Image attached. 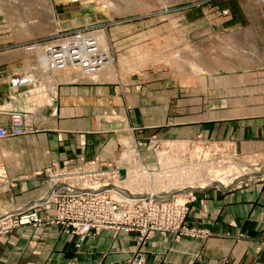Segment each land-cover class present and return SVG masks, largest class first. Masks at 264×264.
<instances>
[{"label":"crops","instance_id":"1","mask_svg":"<svg viewBox=\"0 0 264 264\" xmlns=\"http://www.w3.org/2000/svg\"><path fill=\"white\" fill-rule=\"evenodd\" d=\"M223 9L225 19L209 33L247 29L256 36L258 61L227 60L221 65L233 69L198 74L191 82L153 67L117 80H65L54 105H43L47 100L35 99V85L15 88L9 81L27 63L25 55L4 54L0 125H9L13 110L28 118L26 133L0 140V211L41 199L49 167L79 157H117L120 130L130 127L142 128L135 137L201 134L230 138L243 153H264V0H226ZM252 65L257 69H247ZM195 191L185 224L207 234L155 233L139 246L135 232L101 229L81 240L49 222L53 207L40 211V224L19 227L0 241V264H131L138 252L144 264H264V178L246 188Z\"/></svg>","mask_w":264,"mask_h":264},{"label":"rangeland","instance_id":"2","mask_svg":"<svg viewBox=\"0 0 264 264\" xmlns=\"http://www.w3.org/2000/svg\"><path fill=\"white\" fill-rule=\"evenodd\" d=\"M225 1L0 0V61L7 52L25 55L27 63L22 66L21 70L16 71L9 81L11 82L17 76L27 77L32 72L38 73L36 80L25 82L15 88L35 85L33 90L35 99L41 97V99L47 100L50 97V100L46 102L40 100L43 105H54L58 97V86L65 80H67L66 82H83L96 80L101 76H105L107 80H117L121 76H130L142 69L153 67L168 71L174 76L191 82L198 74L233 69L234 67L221 65L225 64L227 60L246 59V63L256 64L257 55L260 53L256 36L248 32L247 29L244 33L241 32L242 29H239L233 35L209 33L214 22L225 19L226 12L223 9ZM79 34H85L78 37L81 41H90V43H94L95 48L100 49H93L94 51L100 54L105 53L104 57L107 59L102 67H95L93 72L89 73V70L92 69H88L86 65L91 66L90 62H85L84 65L80 61L81 59L71 61L70 57H65L66 64L60 63L59 66L52 67L50 60H53L51 52L54 50L50 51V49L55 45H60L66 55V49L68 50L69 47H80L79 41L76 40V36ZM72 39L75 42H71ZM30 47L31 49H29ZM55 50L59 51L60 48ZM83 52L82 56L88 55V51L84 50ZM247 69H257V66L252 65ZM64 72H67L65 77L62 75ZM40 86L44 89L41 90ZM40 94L41 96H39ZM24 113L28 118V113ZM120 131L121 136L118 140L120 151L117 157L121 155L124 146L128 148L130 144L132 146L135 144L139 149H142L144 156L142 160H135L132 157L123 159L121 164L117 161V157L111 160L104 158L106 160L104 168L107 169L111 165L117 168L121 167L119 168L121 176L116 179H120L121 182L118 181L120 185H127L124 187L130 190L137 191L153 185L155 189L152 190H157V192H162V190L177 192L180 189L187 190L191 184L199 186L202 180L201 183H204L206 188H214L213 184H217L220 186L217 189L230 191L235 188H246L257 178H264V153H243L238 150L235 142L230 138L212 140L201 134L196 137L166 138L157 133L135 137L136 131L142 132L141 127H130ZM152 143L156 144L154 148H160L158 157L164 156L165 161H168L167 157L175 154L176 149H186L185 164L180 163L181 157L183 158L181 152H179L181 157H173L180 168L185 165L184 172L178 167L172 169L173 173L165 172L163 167L162 170L160 166L154 165L157 163L158 157L155 159L154 151H148V147ZM177 143L183 144L185 148H179L180 145ZM136 162H138L137 171ZM172 163L174 162L168 165ZM63 166L64 163L61 166L55 165L44 170L48 187L41 199L47 195L50 189L47 170ZM127 166L136 173L122 168ZM154 167L160 169L156 171L153 178L148 179L150 174L147 172V168ZM182 175L184 178L181 177ZM239 176H243V182H237L230 189L225 190L228 184ZM131 177L134 179H130ZM222 178L230 182L220 184L219 181L224 180ZM13 182L15 181L11 180L9 184ZM190 192H179L181 194L177 195V198L191 200ZM193 192L196 194V191ZM193 201L195 199L190 201L189 206ZM32 203L28 202L12 209H3L0 211V217L6 213L13 214L14 217L21 216L25 208ZM51 208L53 207L39 208L38 213L41 221L38 224L44 221L40 211ZM189 212L184 222H186ZM56 218L55 210L54 217L49 222H57ZM13 223L15 226L0 236V241L19 227L38 225ZM57 223H60L64 233L78 235L81 240L98 231L94 229L89 233L82 234L78 228L72 225L64 222ZM116 232L125 233L117 230ZM81 244V242L76 243L78 247Z\"/></svg>","mask_w":264,"mask_h":264},{"label":"built area","instance_id":"3","mask_svg":"<svg viewBox=\"0 0 264 264\" xmlns=\"http://www.w3.org/2000/svg\"><path fill=\"white\" fill-rule=\"evenodd\" d=\"M82 35L79 34L76 36V40L79 41L78 44H80V47H69L68 50L66 49V55L65 50L61 48L60 45H55L50 49V51L54 50L51 52L53 53V55L51 54L53 60H50L52 67L54 65L59 66L60 63L64 64L65 57H70L71 61L81 59L80 61H82L84 65L85 62H90L91 66L86 65L88 69H92L89 70V73L93 72V68L95 67H102L107 59L104 57L105 53L100 54L94 51L100 50L95 48L94 43H90L88 40V42L81 41L78 37ZM71 42L75 41L72 39ZM82 46H85V48H82ZM56 48H60V50L56 51ZM29 49H31V47ZM84 50L88 51L87 56H82ZM83 58L85 59L83 60ZM37 75L38 73L32 72L27 77L17 76V78L12 79V81L13 84L15 83V86H18L25 82L36 80ZM10 115V125H0V140L19 136L27 132L26 114L22 111L13 110ZM177 144L180 145L178 146L179 148L184 147L181 143ZM154 147H156V144L152 143L149 145L148 151H154L156 159L160 148ZM185 150L186 149H176L174 151L175 154L167 157L168 161L164 160V156H160L157 159V163L154 165L160 166L161 169L163 167L165 172L169 171L173 173V168H180L177 165L178 162L174 160L173 157L180 156L179 152H181L183 158L180 156V163L185 164ZM143 156L142 149H139L135 144L133 146L130 144L128 148L124 146L121 155L117 157V161L121 164L123 159L130 157L135 160H142ZM171 162L174 163L168 165ZM137 163L138 162L135 163L136 171L138 168ZM105 164L106 160L99 156L90 160L79 157L75 161L64 162L62 168L57 167L47 170L50 178V189L44 197L45 200L42 201V198L34 201L30 206L25 208L21 216L14 217L13 214L9 213L2 215L0 217V236L15 226L13 222H20L21 224H38L41 221L38 210L43 206L47 208L54 207L57 212V222H64L68 225H72L78 228V231L82 234L89 233L94 229H112L125 233H130L132 231L137 232L138 234L135 235V239L139 246L143 245L146 240L155 233H173L176 236L204 235L208 233L205 230L202 231L193 227H188L184 222L190 209V201L197 197L196 194H194L195 192H190L191 200H180L177 198L175 190H162V192H157V190H152L153 188L155 189L153 185H151V187H143L137 191L135 189L130 190L120 185V179H116L121 176V174H119V168L121 167L118 166L117 168L111 165L109 168L105 169ZM184 166L180 168L183 172ZM127 167L122 168H125L129 172H133L130 170L129 166ZM160 168H147V172L150 174L148 179L150 177L153 178V175H155L156 171ZM41 173L42 172H38V174ZM181 177L184 178V175ZM242 177L243 176H239L235 178L234 181L228 184L227 189H230V187L237 182H243ZM213 185H215L214 188H220L217 184ZM198 190H201V188ZM144 262L145 257L143 253L138 252V255L131 261V264H144Z\"/></svg>","mask_w":264,"mask_h":264},{"label":"bare ground","instance_id":"4","mask_svg":"<svg viewBox=\"0 0 264 264\" xmlns=\"http://www.w3.org/2000/svg\"><path fill=\"white\" fill-rule=\"evenodd\" d=\"M14 84H15V83H14ZM14 84H13V81L11 80V85H12L13 87H15ZM40 89L42 90V89H44V88H43L42 86H40ZM39 96H41V94H40ZM49 99H50V97L47 98V100H49ZM18 111H21V110H18ZM214 162H215V161H214ZM210 169H211V168H210ZM225 169H226V168H225ZM216 170H217V169H216ZM248 170H249V169H248ZM248 170H247V171H248ZM219 171H220V170H219ZM230 171H231V170H230ZM217 173H219V172H217ZM217 173H216V174H217ZM225 173H226V172H225ZM225 173H224V174H225ZM231 173H232V171H231ZM234 173H235V172H234ZM219 174H220V173H219ZM224 174H222V175L224 176ZM214 175H215V174H214ZM222 175H220V176H222ZM226 175H227V174H226ZM211 176H212V175H211ZM231 178H232V177H231ZM231 178H230V179H231ZM130 179H134V177H131ZM215 179H217V178H215ZM222 179H224V178H222ZM199 180H200V179H199ZM204 180H205V179H204ZM204 180H203V181H204ZM219 180H220V179H219ZM227 180H228V179H227ZM232 180H233V179H232ZM208 181H209V180H208ZM228 181H229V180H228ZM228 181H226V179H224V180H220L219 183H220V184H227ZM201 182H202V180H201ZM201 182H200V185L198 184L199 186H197V185H195V184H194V185L191 184L190 187H189L190 189H189V188H188L187 190L180 189V190H184V191H180V190H177V192L175 191L176 196L179 195V194H181V193H179V192H183V193H185V192H190L191 190H192V191L198 190V189H193V188H198V187H200L201 189L206 188V185H205L204 183H201ZM209 182H210V181H209ZM229 182H230V181H229ZM192 183H193V182H192ZM194 183H195V181H194ZM207 185H208V184H207ZM124 186H127V185H123V187H124ZM128 186H129V185H128ZM125 188H127V187H125ZM127 189H128V188H127ZM44 200H45V198L42 199V201H44Z\"/></svg>","mask_w":264,"mask_h":264}]
</instances>
